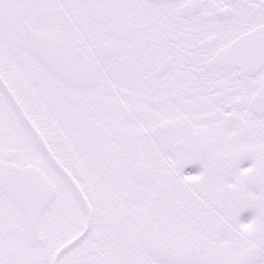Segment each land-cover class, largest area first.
<instances>
[{"label":"snow or ice","instance_id":"6c2138e0","mask_svg":"<svg viewBox=\"0 0 264 264\" xmlns=\"http://www.w3.org/2000/svg\"><path fill=\"white\" fill-rule=\"evenodd\" d=\"M0 264H264V0H0Z\"/></svg>","mask_w":264,"mask_h":264},{"label":"flooded vegetation","instance_id":"af4514ba","mask_svg":"<svg viewBox=\"0 0 264 264\" xmlns=\"http://www.w3.org/2000/svg\"><path fill=\"white\" fill-rule=\"evenodd\" d=\"M246 166V164H245ZM199 170V165L193 164V165H188L184 169L185 174H196ZM251 212L250 211H245L241 214V221L242 222H247L250 219Z\"/></svg>","mask_w":264,"mask_h":264}]
</instances>
